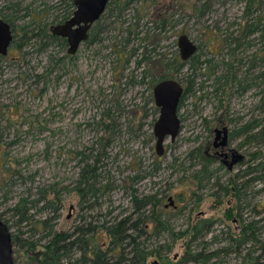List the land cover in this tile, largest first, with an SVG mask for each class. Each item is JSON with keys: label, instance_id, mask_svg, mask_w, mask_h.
<instances>
[{"label": "rangeland", "instance_id": "1", "mask_svg": "<svg viewBox=\"0 0 264 264\" xmlns=\"http://www.w3.org/2000/svg\"><path fill=\"white\" fill-rule=\"evenodd\" d=\"M124 1H110L93 25L100 29L97 41L80 44L73 56L67 54V46L61 42H51L43 49L41 42L31 40L18 50L16 38L7 57L0 59L1 221L8 225L11 235L38 246L47 244L53 233H69L75 227L92 223L98 227L94 241L107 249L109 240L102 233L103 226L133 213L130 193L134 190L139 199L145 196L159 200L154 213L165 214L174 235L187 234L175 243H171L167 233L141 239L151 250L172 244L169 253L162 252L165 262L150 257L148 264L178 262L200 221L213 225L191 246V254L201 252L204 256L202 264H242V256L248 252L253 257L260 256L259 264H264V184H247L245 199L238 209L233 193L223 195L213 181L200 188L202 184L191 179L199 169L190 161L195 149L201 148L203 154V145L211 146L218 123H228L229 132L254 120L264 123L258 89L241 95L225 90L218 101L213 93V79L207 78L212 71L217 77L223 74L221 63L233 58L236 64L241 60V72L247 71L248 62L264 60L260 32L249 37V45L239 42L237 49L231 40L241 35L246 21L254 23L264 17V0H255L247 19V0H132L129 9L118 18L115 6ZM11 3H17L21 10L16 18L12 15L16 29L49 31L65 16H72V10L61 0H0V16L8 14L4 8ZM160 22L163 26L168 24L162 32L157 29ZM128 29L133 34L138 32V38L130 36V43L122 50ZM181 35L196 44L195 56L200 62H211L208 70L205 65L195 74L186 66L176 75L174 67L165 70L167 60H179L177 39ZM227 36L229 40L224 44ZM232 49L235 52L230 56ZM142 53L151 55L150 62L157 64L155 71L137 64ZM123 55L128 62L124 77H120L117 63L125 62ZM263 67L264 61L249 76L263 72ZM144 71L153 73L143 78ZM165 76L179 79L183 88L190 77L193 87L180 104V132L173 143L165 142V154L158 157L153 127L159 112L152 89L154 82ZM129 81L134 85H127ZM237 144L239 139L231 142L229 148L237 149ZM242 150L239 154L244 156L243 163L232 172L219 171L215 175L218 185L230 190V182L241 170L264 163L263 141ZM91 154L93 157L88 160ZM95 159V187L99 191L94 199L81 204L72 189L84 164H92ZM254 175L245 177L243 182ZM136 177L143 179L133 181ZM45 191L49 199L51 193L59 194L57 204L53 203L57 212L42 211V203L37 204L29 211L28 222L17 223L9 211L19 200H36L39 192ZM169 198H173L172 207L167 202ZM87 206L93 209H85ZM49 218L53 219L45 228L42 223ZM254 222L259 228L258 244L248 242L239 249L236 245L231 248L228 241L241 239L242 232ZM50 230L52 233L48 234ZM147 231L150 233L151 228ZM16 252L14 247V264H28L24 254L19 257ZM77 256L78 253L72 254V258Z\"/></svg>", "mask_w": 264, "mask_h": 264}, {"label": "trees", "instance_id": "2", "mask_svg": "<svg viewBox=\"0 0 264 264\" xmlns=\"http://www.w3.org/2000/svg\"><path fill=\"white\" fill-rule=\"evenodd\" d=\"M10 1V0H9ZM111 1V0H110ZM110 1L108 4H110ZM150 0H145L144 2H148ZM248 6L247 10L244 13V17L247 19L250 8L254 6L255 0H247ZM61 3H65L69 9H71V13H73V0H61ZM133 3L132 0H126L118 6H115L116 9V16L119 18L122 11L129 9L131 4ZM8 13L7 15H1L0 19L6 23H8L12 30L13 41L11 46L13 47L15 39L18 38V42L15 46L16 49L21 50L22 45H27L31 40H37L42 43L40 46L43 49L49 45L51 42H61L63 46L65 42L58 37L52 36L50 30L47 31L46 29H31L27 30V28H15L13 25V19L16 18V15L20 13V8L18 7L17 3H11L6 8H4ZM106 10V9H105ZM25 11L28 13V8H25ZM10 12V13H9ZM12 15H15L13 18ZM27 14H23L25 17ZM70 16H65L63 18V22L66 21ZM164 23L160 22L157 26V29L162 32L164 27L168 24L163 26ZM137 26V25H136ZM37 30V32H35ZM256 32H260L261 39L264 40V17L257 18L254 23H251L250 20L245 22L243 32L241 35L236 39H230L235 44L236 49L240 48L239 42L246 41V44L249 45L251 43L248 39L251 35ZM100 33V29L98 30V26L92 27L89 36L87 39V43H95L97 41L98 34ZM126 39L124 40L122 50L126 48V46L130 43V36H133V39L138 38V32L133 34L129 29L126 33ZM229 40V37L223 39L224 44H226ZM10 46V47H11ZM144 48L147 46H143ZM134 52V51H133ZM235 49L230 50V56L234 54ZM196 55V54H195ZM191 57L188 62H174V74H178L180 70L183 69L184 66L189 65V69L192 73L200 72V70L205 65V69L208 70L211 67V62L209 60L205 62H200L196 56ZM151 56V55H150ZM150 56L142 53V57L137 62L138 65L144 64L148 65L149 69H152L157 65L155 62H150ZM149 57V58H148ZM4 58V57H0ZM121 58V57H119ZM233 58V57H232ZM123 60L125 62H119V75L120 77H124V71L126 70V65L128 62L127 56L123 55ZM264 60H257L248 62V66L246 67L247 71L241 72L242 65L239 60V64H236L234 58L231 61H228L226 64L221 63V68L224 69V73L220 76H216L215 71H212L207 75L208 79H213V93L215 97H218V101L220 97L224 94L225 90L232 91V93H236L241 95L245 93L249 89H258L259 95L262 96L260 100L261 109H264V70L263 72H259L251 78L249 73H254L256 69H260ZM165 70L170 68V64L167 62L165 63ZM209 66V67H207ZM157 69V68H156ZM264 69V67H263ZM155 71V70H153ZM153 71H144L142 73L143 78L150 77ZM194 77V75H192ZM190 78V77H188ZM187 78V86L183 88V95L180 100V104L183 98L190 92L191 88L193 87V82ZM174 79L173 76H165L163 78H158L154 84H157L163 80H170ZM193 79V78H192ZM181 84V81L176 78L174 79ZM139 83H143L139 82ZM127 85H134V82L129 81ZM154 86V85H153ZM180 104L178 109H180ZM263 106V107H262ZM157 111V110H156ZM103 127L108 130L107 126ZM241 134L245 135V142L249 146H253L256 143L264 142V123L252 121L251 123H246L240 125L233 133L232 136L239 137ZM107 145V143L105 144ZM99 156V155H97ZM88 160L91 159L92 154L89 156ZM92 164H84L81 168V173L79 175V180L72 191L76 192L79 196L80 203L84 204L87 202V199L91 200L94 199L98 193V189L96 186V177L95 172L96 168L95 165L98 162V159L95 161L91 160ZM190 161L196 163L195 166L199 170H196L195 173L191 176V179L197 181L199 186L203 187L204 183L207 184L210 181H213V185L219 188L220 192L223 195H228L229 193H233L234 198L237 202L238 209H240V203L242 200L245 199L244 190L247 187V184L251 182H255L258 184H264V163L258 164L253 166V168H248L245 170V175L248 174H255L253 178L249 179L247 182L241 181V177L238 175L233 179L231 183L230 190L227 186L218 185L219 178L216 177V173L211 170L212 161L207 160L201 153L200 149H196L193 151V155L190 157ZM84 162V161H83ZM82 162V163H83ZM176 162V161H175ZM156 167L154 168V172L156 171ZM142 177H136L133 179L141 180ZM258 191L257 193H259ZM131 205L133 213L127 217L122 218L120 220H113L110 222L109 225L103 226V234H105L109 240V247L107 249H103L102 247L98 246V244L94 241V235L98 231V227L92 226V223H88L85 227H75L72 232L69 233H53L51 234V230L48 234L52 235V238L45 244L44 246H38L36 243H31L28 241H22L17 236L11 235L12 238V246L13 248L16 247L17 254L19 257L24 254L26 257V262L28 264H148L147 259L150 257H155L162 262H165L163 258L165 256L162 255V252L165 254L171 251V245L166 246H159L158 248H154L153 250L148 249L141 239H147L149 236L159 237L163 233L169 234L171 238V243H175V241L182 239L183 237H187L186 233H180L174 235L172 230L168 226V219L165 217V214L159 213L155 214L154 209L156 206L159 205V200H156L155 197H142L141 199L137 198L136 192L131 190ZM52 199L48 198L47 192H39L38 198L33 201H28L26 199H21L17 202V205L11 209L9 212H12V217L17 218V223H24L29 221L28 213L31 209L35 208L37 204L42 203V211L51 209L53 212H57V208L54 206V201L58 202L59 194L58 193H51ZM92 210L93 208L87 206ZM82 209V208H81ZM53 218H49L48 221H44L42 225L46 228L48 227V222L51 221ZM1 220V219H0ZM3 222V221H2ZM8 230L10 229L8 225L3 222ZM256 223H252L248 225V229L240 235L241 239L237 240H229V246L239 249L240 247L246 245L248 242H252L258 244L259 240L256 238V232L258 231V227L255 226ZM212 224L208 221L199 222L193 229L191 234L190 243L185 245V252L181 259L174 264H184V263H194V264H202L204 256L201 252H197L191 254V246L197 240L198 237H201L204 234H208L212 229ZM147 228H151L150 233H148ZM202 234V235H200ZM143 239V240H144ZM206 245V243L204 244ZM22 252V253H21ZM73 253H78L76 258H72ZM254 252H252L253 254ZM164 254V255H165ZM243 262L242 264H259L261 260L260 256L253 257L250 255V252L246 253L245 256H242ZM14 262V260H13ZM167 264V263H166Z\"/></svg>", "mask_w": 264, "mask_h": 264}, {"label": "water", "instance_id": "3", "mask_svg": "<svg viewBox=\"0 0 264 264\" xmlns=\"http://www.w3.org/2000/svg\"><path fill=\"white\" fill-rule=\"evenodd\" d=\"M110 0H73L74 11L72 16L62 24L50 27L52 36L65 39L67 54H76L80 44L88 39L90 28L100 19ZM13 35L8 23L0 19V57H6L12 44ZM179 57L183 62L188 61L197 52L198 48L186 35L177 39ZM183 95V87L174 79L163 80L155 84L152 97L159 115L153 127L155 138V154L162 157L165 154L164 144L167 140L174 142L179 134L180 120L178 107ZM221 134L223 136L221 137ZM220 140L215 147H225L227 144L226 128L216 131L214 143ZM240 156H233L229 168L240 160ZM171 202V198L168 199ZM172 204V203H171ZM0 264H14L13 246L10 231L0 220Z\"/></svg>", "mask_w": 264, "mask_h": 264}, {"label": "flooded vegetation", "instance_id": "4", "mask_svg": "<svg viewBox=\"0 0 264 264\" xmlns=\"http://www.w3.org/2000/svg\"><path fill=\"white\" fill-rule=\"evenodd\" d=\"M64 22H62V23H64ZM62 23H60V24H62ZM91 28H90V30H91ZM49 30H50V28H49ZM90 30H89V32H90ZM89 32H88V36H89ZM60 39L63 40L65 42V45L67 46L66 40L65 39H62V38H60ZM165 58L169 59V57H165ZM167 61L170 64V66L173 67L175 59H173V62L171 60H167ZM178 61H179L178 63L183 62L180 59V57H179V60ZM186 62H188V61H186ZM186 67L188 68L189 66L186 65ZM178 114H179V109H178ZM178 118H179V115H178ZM219 122H221V121H219ZM229 126L230 125L228 123H226V124H219L218 123L215 126V129L213 130L214 137H213V141L211 143V146H208V145L206 146V144L203 145V149H204L203 151L204 152H203L202 155L207 160H210V161L213 162L210 168H211V170L214 171V173H216V175L218 174L219 171H221V172L223 171V172H227V173L232 172L235 167L240 166L243 163L244 156L242 154H239V152L240 151H243L242 149H244V148H249L250 147L245 142V139H246L245 138V135L244 134H241L239 137L232 136V133L234 131L232 130V131L229 132V129H228ZM224 128H226V130H227V144H226L225 147H215V144H218L220 142V140H221V139H219L217 141V143H214V139H215V136H216V131L217 130H222ZM179 132H180V130H179ZM222 136H223V134H221V137ZM236 139H239V144H237V146H236L238 150L237 149H231V148H229V144L231 142H234ZM197 149H200L201 150V148H197ZM233 156H240L241 158H240L239 161L235 162L232 165L231 168H229V166L231 165V162L233 160ZM214 165H217V167L215 169H212V167ZM248 167L249 166H247V168H245L244 170H241V172H239V174H236L235 177L238 175V177H241V179H240L241 181H243L242 179H244L245 177H249V174L247 176H244L245 175V170L248 169ZM247 181H249V178H248ZM167 202L169 203V206H171V207L174 205L173 198H171V202L168 201V199H167Z\"/></svg>", "mask_w": 264, "mask_h": 264}]
</instances>
